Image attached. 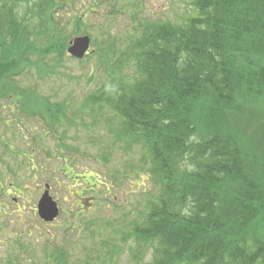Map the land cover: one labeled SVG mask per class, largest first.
Returning <instances> with one entry per match:
<instances>
[{
	"label": "trees",
	"instance_id": "16d2710c",
	"mask_svg": "<svg viewBox=\"0 0 264 264\" xmlns=\"http://www.w3.org/2000/svg\"><path fill=\"white\" fill-rule=\"evenodd\" d=\"M7 1L0 0V64L21 71L27 52H34L24 44L30 33L45 32L47 13L29 29L35 15L17 16L15 1ZM42 2V10L52 4ZM191 4L196 14L180 23L138 21L123 38L124 50L119 40L99 49L97 67L105 66V78L86 104L92 111L110 110L116 119L113 146L100 157L109 161L116 141L128 153L140 145V158L125 162L120 175L126 180L127 170L135 176L143 171L152 180L136 191L146 197L142 209L139 199L128 209L114 201L103 227L120 243H133V264H264V0ZM44 42L49 57L66 55L59 28ZM37 62L27 64L39 69ZM15 75L0 72V97L22 91L31 101L30 88L9 85ZM48 104L55 124L63 125L67 103ZM117 173L105 188L115 186L110 181ZM80 177L89 190L100 191L90 173ZM120 250L105 244L106 255L97 252L87 264H116ZM145 254L150 258L144 261Z\"/></svg>",
	"mask_w": 264,
	"mask_h": 264
},
{
	"label": "rangeland",
	"instance_id": "374dc122",
	"mask_svg": "<svg viewBox=\"0 0 264 264\" xmlns=\"http://www.w3.org/2000/svg\"><path fill=\"white\" fill-rule=\"evenodd\" d=\"M12 1L15 15H35L29 16L33 24L29 29L38 28L41 13H47L42 29L45 32L38 37L30 33L24 44L32 45L30 50L36 51L27 52V63L37 62L41 55L39 69L43 68L42 63L46 68L39 71L36 65L23 63V70L18 71L13 65L0 64V72L16 74L10 86L13 82L15 89L30 88L35 93L31 95L32 102L22 91L0 97V264H87L97 252L103 258L106 253L102 254V250L110 243L121 248L115 257L116 264H133V243H120L117 235L103 226L110 213L108 206L114 201L128 209L139 199L142 209L146 197L136 191L151 187L152 180L143 171L135 176L127 170L126 180L120 175L126 169L125 162L134 164L140 158V145L128 153L116 141L110 160L102 161L100 153L113 146L110 129L116 119L110 110L92 111L86 99L105 78V66L97 67L99 49L119 40L118 46L124 50L123 38L138 21L160 19L180 23L195 15L196 9L191 0H51L52 4H45L43 10L37 8L41 3L29 7L32 0L7 3ZM57 28L66 45L75 36L89 35L94 51L82 59L72 57L66 49L61 59L55 52L49 57L44 41ZM37 96L46 98L47 103L36 99ZM62 101L67 103L66 118L61 117L63 125H56L55 109L48 103ZM31 108L42 111L30 114ZM115 171L118 177L110 181L115 186L105 188L103 183ZM85 173L92 175V183L102 186L100 191L88 189L80 177ZM46 183L50 185L49 195L60 208L58 216L50 221L42 220L36 212ZM81 185L82 198L76 193ZM149 258L144 255V261Z\"/></svg>",
	"mask_w": 264,
	"mask_h": 264
},
{
	"label": "water",
	"instance_id": "95a60500",
	"mask_svg": "<svg viewBox=\"0 0 264 264\" xmlns=\"http://www.w3.org/2000/svg\"><path fill=\"white\" fill-rule=\"evenodd\" d=\"M90 45L88 35H79L70 40L67 52L77 58L83 57ZM49 186L46 185L40 201L37 204V212L43 220H53L58 214V207L54 199L49 195Z\"/></svg>",
	"mask_w": 264,
	"mask_h": 264
},
{
	"label": "flooded vegetation",
	"instance_id": "af4514ba",
	"mask_svg": "<svg viewBox=\"0 0 264 264\" xmlns=\"http://www.w3.org/2000/svg\"><path fill=\"white\" fill-rule=\"evenodd\" d=\"M71 17H73V18H74V17H75V14H74L73 16H71ZM45 133H47V132H45ZM78 202H79V201H78ZM80 206L82 207V204H81Z\"/></svg>",
	"mask_w": 264,
	"mask_h": 264
}]
</instances>
